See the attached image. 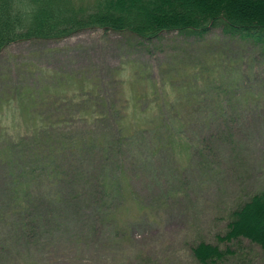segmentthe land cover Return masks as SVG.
I'll list each match as a JSON object with an SVG mask.
<instances>
[{"label": "rangeland", "instance_id": "1", "mask_svg": "<svg viewBox=\"0 0 264 264\" xmlns=\"http://www.w3.org/2000/svg\"><path fill=\"white\" fill-rule=\"evenodd\" d=\"M8 82L17 83L16 93ZM31 82L43 87L46 99L58 98L65 106L81 98L76 110H85L97 101L99 111L119 118L117 125L115 119L113 124H108L110 118L104 120L107 127L129 131L125 140H132L134 125L146 132V123L149 129L158 128L163 115L187 134L192 127L187 126V131L175 115L189 111L190 96L201 101L190 108L193 112L201 110L203 115L220 108L224 112L207 133L204 157L196 152L193 162L188 150L193 140L180 141L175 132L165 130L161 139L172 140L176 146L173 151L163 148L161 160L152 158L153 138L134 145L130 142L126 155L118 153L117 159L125 160L126 172L105 182L118 189L117 202L104 206L105 215L114 221L95 222V234L88 235L93 213L90 204L78 207L83 215L62 207L64 215L69 213L65 222L49 217L42 227L37 222L33 228L21 229L0 171V264H198L191 246L200 241L226 248L224 264L264 262L261 248L249 240L218 239L227 230L237 202L264 186L261 42L224 31L221 25L200 36L164 31L143 42L102 28L61 39L12 42L0 52V88H4L0 89L4 91L0 93V114L4 115L0 128L15 130L17 123L33 125L26 128L29 131L34 127L27 110H33V117L41 105L28 107L29 96H21L31 91ZM13 99L12 105L7 104ZM18 111L23 119L18 120ZM64 126L79 131L90 127L70 115ZM82 133L87 140L88 131ZM0 146L5 147L1 138ZM84 180L76 178L82 184ZM88 190L93 192V187L85 186L84 191Z\"/></svg>", "mask_w": 264, "mask_h": 264}, {"label": "trees", "instance_id": "2", "mask_svg": "<svg viewBox=\"0 0 264 264\" xmlns=\"http://www.w3.org/2000/svg\"><path fill=\"white\" fill-rule=\"evenodd\" d=\"M217 25L223 26L224 31L239 32L242 37L261 42L264 47V0H0V52L19 40L61 39L93 28L129 34L143 42L170 30L186 36H200ZM8 83L11 91L16 93L17 83ZM31 84V91L26 90L21 96L23 93L29 96L31 106L28 103V107L41 105L39 113L33 117H30L33 110H27L28 119L35 121L34 127L29 131L26 128L33 125L24 127L17 123L15 130L21 132L0 128V138L5 142V147L0 146L4 189L9 193V206H13L12 211L20 216L16 223L23 230L33 228L37 222L42 227L46 219L50 220L49 217L65 222L69 213L64 215L60 210L62 207L77 209L83 215V209L78 207L90 204L93 213L92 219L89 218L92 227L88 235L95 234L96 223L114 221L105 215L104 206L117 202L118 189L114 185H105V182L115 181L119 174L126 172L125 160L117 159L118 153L126 155V146L130 142L134 145L141 143L142 139L153 138L152 158L161 160L163 148L173 151L176 146L172 140L161 139V131L165 130L175 132L181 137L180 141L184 138L183 141L193 140L188 144L189 160L193 162L196 152L204 157L207 133L211 132L212 124L220 121L224 112L223 108L208 110L203 115L201 110L193 112L190 108L201 101L195 102L190 96L186 103L189 111L175 115L180 116V125L187 131L190 128L187 126L192 127L187 134L163 115L158 122L163 129L160 126L149 129V123H146V132L141 126L134 125V131H131L136 133L130 134L132 140H125L129 131L107 127L104 120L110 118L108 124H113L115 119L117 125L116 119L119 118H114L111 112L99 111L97 101L85 110H76L77 104L83 101L81 98L76 102L69 101L65 106L58 98L46 99L44 89L38 83ZM2 90L0 93L4 92ZM14 100L7 104L12 105ZM67 113L82 119L90 127L79 128L80 131L65 127L69 117L64 118ZM20 114L18 111V120ZM0 116L2 119L4 115ZM8 131L14 132L9 136ZM87 131L86 140L82 132ZM190 132H193V137L189 136ZM95 155L100 159L94 160ZM89 157H93L92 161ZM79 177L84 178L85 183L77 182ZM39 183L44 185L36 186ZM85 186L93 187V192H85ZM15 206L18 209L15 210ZM239 238L258 245L264 253V186L237 202L231 211L227 230L218 239L232 241ZM191 252L198 264H224L228 254L226 248L207 241L192 245Z\"/></svg>", "mask_w": 264, "mask_h": 264}]
</instances>
